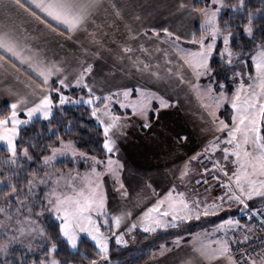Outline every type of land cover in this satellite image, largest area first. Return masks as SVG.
<instances>
[{"label":"snow or ice","instance_id":"1","mask_svg":"<svg viewBox=\"0 0 264 264\" xmlns=\"http://www.w3.org/2000/svg\"><path fill=\"white\" fill-rule=\"evenodd\" d=\"M101 6V0H0V10L6 14L0 21V68L7 70L8 66L16 68L18 65L20 67L27 65V70L34 73L39 81L33 89V94L39 97L37 100L28 106L27 99L20 97L9 105L8 113L0 115V142L3 143V150L8 153L7 156L0 159V194L3 198V206H0V217H2L0 218V236L3 237L0 239V256L4 257L0 260V264H14L13 261L7 259L14 244L19 243L26 249V252H31L33 243L38 237H47L49 240V243L42 249L43 257L38 260H28L27 255L22 254L15 264H69L67 260L57 259L55 253L58 245L51 237L47 236L45 228L39 222V217L45 211H50L55 215L59 221V237L63 238L72 249L77 248L80 233H86L95 242L98 259H91L90 264H105L107 260L109 237L101 231L99 223L100 217L104 218L105 224L108 223L106 193L103 189L104 182L100 177L104 172H109L116 177L115 182L119 187H124L119 180V169L123 168V164L111 155L117 151L114 130L122 131L127 122H122V117L111 111L110 101L118 97L121 90L118 89L116 93L109 92L103 96L97 95L92 84L86 79L92 72L91 63L82 65L69 80L68 75L64 74L63 68L57 62L48 61L40 54L39 48L33 47L30 40L34 37L29 36L24 24H17L9 19L10 9H23L29 18L44 25L46 29L59 32L63 26L64 31L70 35L80 29H87L90 20L94 23V13ZM185 6L182 0L180 7ZM226 6L225 0H205L204 6L199 8L193 5L192 10L199 13L201 17L199 37L195 32L189 38L170 32L167 27L161 30L165 34V42L170 43L176 49L181 55L183 63L187 65L191 76L195 77L197 83L191 84V87L196 90L197 95L203 91L209 97L211 104H206L205 107L214 123L217 122L215 110L229 99L224 91L225 85L220 83V91L215 93L213 83L210 82L206 86V90H202L199 87V81L202 76L209 77L211 81L213 69L210 59L217 49V41H222L223 47L219 49V55L228 65H232L234 61L246 64L248 57L251 59L254 71L234 72V75L239 76L240 79L230 99L231 108L235 110L231 125L223 120L218 121L217 131L226 130V136L223 140L214 136L213 141L206 146L207 150L214 151L220 143L228 145L223 148V152L226 160L229 158V153L235 157L233 163L237 165V168L232 174L235 188L229 181L223 182L221 187L226 191L211 202L201 201L199 198L189 201L184 198V193H176L174 196L170 189L141 214L140 227L145 232H154L157 228L175 227L177 226L176 221L188 220L193 216L199 218L201 215L216 214L225 206L231 207V203L226 204L225 196H227L228 202L239 203L250 213L259 216L260 227L264 228V206L261 209L250 208L248 203L254 198L264 201V133H262V128H264V35L259 41L256 40V25L253 21L257 17L250 10L246 12V22L241 20V23L237 25H232L228 21L221 23L219 14ZM231 7L234 12L244 10L245 0H237V3L232 4ZM117 15H119L118 11ZM234 27L237 29L236 32L232 30ZM241 27L243 34L253 44V47L247 52H244L243 49L234 51L232 43ZM152 32L158 34L155 28L152 29ZM171 37H175L174 40L169 39ZM182 39H188L197 47L195 49L181 47L177 42ZM141 48L143 49V45ZM124 51L129 52L132 49L125 46ZM241 57L244 59L241 60ZM143 67L148 69L149 65L144 64ZM137 68L139 69V65ZM171 71L169 69V72ZM57 74H60L57 79L52 80L51 78ZM154 75L159 76L158 73H154ZM245 76H247V81L244 79ZM180 79L181 82H184L183 76H180ZM73 86L80 88L81 94L78 97L70 98L64 89ZM132 91V88L125 87L122 89V94L128 98ZM135 91L140 94L137 99L129 101L127 104L118 101L120 107H129L132 109V115L142 117L141 127L144 129H150L154 122L163 128L166 120V113L163 110L174 106L175 102L146 88L136 87ZM52 93H56L57 96L54 97ZM152 99L159 101V104L150 117L148 110L153 107ZM98 102H101L100 106H97ZM66 103L87 105L90 108L91 116L96 119L101 129L103 150L109 153L106 157L107 162L105 163V160L95 155L80 151L73 140H66L63 136L53 132L56 135V140L47 144L41 150V154L35 157L39 162V167L30 169L28 177L23 181L27 188L18 186L20 181L17 178L23 167L20 161L22 158L33 160L34 156L30 154L29 149L36 147L33 144L25 147L19 146L17 137L20 126L27 125L39 116L48 120L51 131L50 118L53 117V109ZM21 104L25 105L22 109L23 117L20 115L19 106ZM61 111H63L62 107ZM68 123L70 125L71 122ZM176 139L182 140L187 137L177 133ZM68 154L74 158V162L79 157H88L92 161L90 170L83 176H80L79 173L66 174L56 171L58 157ZM195 158V156L192 157V159ZM100 165H103V170H98ZM221 170L225 176H228L226 169L222 168ZM185 173L186 170L182 171L181 177ZM77 178L79 183L76 182ZM214 179L219 178L214 176ZM39 185H45L47 191L43 199L34 204L33 201L39 199L34 189ZM122 195L127 196V191H124ZM13 201H15V208H13ZM169 216L171 220L165 219ZM251 218L250 215L249 219ZM112 222L114 228H119L121 216L112 217ZM239 224L238 220L229 218L222 221L217 227L227 234L226 226L239 227ZM135 227L136 224L133 223L128 231ZM245 227L251 231L250 225H245ZM123 235V232L115 235L118 244L127 243L122 239ZM243 239L248 240L247 234ZM179 241L180 238L177 237L175 243L178 244ZM208 243L213 242L209 241ZM214 243L216 245L214 248L209 249L206 245H201L198 249L204 259L219 261L223 258L227 264H264V250L253 253L245 250L240 253V260L237 261L230 254L232 250L227 239H218ZM161 250L163 252L164 245H161ZM187 264H193V261L189 260Z\"/></svg>","mask_w":264,"mask_h":264},{"label":"crops","instance_id":"2","mask_svg":"<svg viewBox=\"0 0 264 264\" xmlns=\"http://www.w3.org/2000/svg\"><path fill=\"white\" fill-rule=\"evenodd\" d=\"M181 2L182 0H101L102 6L93 16L95 22L90 20L87 29H80L70 35L64 31L63 26L59 32L46 29L44 25L29 18L23 9H10L9 19L17 24H24L29 36L34 37L30 40L33 47L39 48L40 54L48 61L57 62L63 68L64 74L68 75L69 80L82 65L91 63L92 72L86 79L92 84L97 95L116 93L119 89L122 100L127 104L134 96L139 95L135 91L136 87L158 92L153 88L154 84L163 85L168 89L172 86L182 88L189 79L188 67L183 63L176 49L165 42V34L161 30L167 27L170 32L189 38L193 32L196 35L199 33L201 17L192 10L193 5L196 7L197 1L183 0L186 5L183 8L180 7ZM5 15L3 10H0V21ZM153 28L157 29L158 34L152 32ZM185 42L189 40L178 41L180 44ZM125 46L132 51L125 52ZM144 64H148L149 68L145 69ZM169 69L172 71L169 72ZM154 73H158L159 76ZM58 75L60 74L54 75L51 79L56 80ZM180 76L184 77V82H181ZM38 83L36 75L27 70V65L23 67L18 65L16 68L8 66L7 70L0 68V110L9 112V105L20 97H25L30 106L39 98L33 94V89ZM125 87L133 89L128 98L122 94V89ZM64 91L70 98L81 94L80 88L75 86ZM52 95L57 96L56 93ZM165 99L171 100L168 97ZM100 103L98 102L97 106H100ZM70 105L75 104L66 103L63 106H56L53 115L61 111V107L64 109ZM24 106V104L19 106L21 117L24 115L22 111ZM187 106L188 108L175 102L174 106L163 110L166 113L164 127L154 122L150 129L142 128L143 118L132 115L128 107H124L125 111H121L120 107L111 106V111L121 116L122 122L127 121L122 131L114 130L117 151L111 155L123 164L124 172L131 179L141 182L145 192L146 202L143 203L146 204L140 205L132 214L136 221L141 220V214L170 189L174 196L176 193H184L182 183L187 189L184 198L189 201L199 198L201 201L211 202L226 191L221 189L199 193L194 187L196 180L210 170L208 158L202 150L205 139L197 129L196 115L190 109L195 105L188 103ZM198 111L199 107H196L194 112ZM149 116L151 117V114ZM35 119L43 118L38 116L33 120ZM177 133L186 136L187 139L177 140ZM197 153L200 155H196ZM201 155H204L205 162L200 160ZM193 156L205 168L203 174L197 177L192 185H187L186 180L183 182L185 175L181 177L179 173ZM225 201L226 204L231 203V207L225 206L219 211L222 212L220 214L218 212L208 216L201 215L199 218L193 216L191 219L183 220L182 222L199 223L197 229L190 234L178 236L180 238L178 244L175 243L177 237L174 238L171 244L164 246L163 252L160 247L149 261L143 264H187L189 260L193 261V264H227L223 258L219 261L206 260L198 251L201 245H206L209 249L214 248L216 246L214 242L218 239H227L231 245L235 240H243L245 234L248 237L253 234L254 229L242 218L244 215L240 213L241 209L234 210L236 202H228L227 196ZM223 217H226L224 220L229 218L238 220L239 227L226 226L227 234H225V231L216 224L218 221L222 222ZM167 218L169 219V217L165 219ZM245 225H250L251 231ZM209 241L213 243L209 244Z\"/></svg>","mask_w":264,"mask_h":264},{"label":"rangeland","instance_id":"3","mask_svg":"<svg viewBox=\"0 0 264 264\" xmlns=\"http://www.w3.org/2000/svg\"><path fill=\"white\" fill-rule=\"evenodd\" d=\"M196 1H197L196 3L197 8L204 6L205 0H196ZM199 35H200V31L197 34V37H199ZM178 44L181 47L186 48V49H195L197 47L196 44H193L190 42H185L184 44H180V43ZM221 47H223L222 41L218 40L217 49L216 51H214L210 59V65L213 69V72L211 74V81L209 77H206V76H202L199 81V87L202 90H206V86L210 82L213 83L215 93H219L220 83H223L225 85L224 91L229 97V99L224 101L222 106H220L219 108L215 110L217 122L215 123L213 122L212 117L209 115V112L205 107L206 104H211L209 97L205 95L203 91L200 93V95H197L196 90L191 87V84H195L197 83V81L195 80V77L191 76L189 70H187L189 74V79L187 80L186 84L182 88H176L172 86L171 89H168L163 85L158 86V84H154L153 88L156 91L160 92L162 95H164L166 98L168 97L169 99L177 102L181 106H185L188 108L187 106L188 103L195 105L194 108H190V109L192 113L196 115L195 122L197 124V129L199 133L203 136V139H205L203 146H202V150H203V153L208 158V161H209L208 167L210 170L207 172L208 175L206 173L205 176L200 177L199 179L196 180V182H199V181L206 182L204 179L207 176L215 175L218 178H222V180L225 179V181H229L231 183V186L235 188L234 177L232 175L237 168V165L233 163V160L235 159V157L232 156L231 153H229V158L226 160L224 158L225 154L223 152V148L228 145H226L225 143H220L219 147H217L214 151L207 150L206 146L209 145V143L213 141L214 136L220 137L221 140H223V138L226 136V130L217 131V128L219 127V123H218L219 120H223L229 125H231L232 123V115L234 114L235 110L231 108L230 99L240 79L239 76L234 75V72L235 71L249 72V71H254V68L251 65L250 57H248L246 64H242V63H238L234 61L232 65H228L225 62V60L222 59L219 55V49ZM213 59H215L221 64H217L216 66L212 65L211 63ZM243 59L244 57H241V60ZM244 79L245 81H247V76H245ZM139 95L134 96L133 99L131 98L132 101L136 100ZM121 97L122 96L120 94L118 97L111 100L110 101L111 106L120 107V103L118 101L125 102L124 100H122ZM151 104L153 105V107L148 110L149 115L151 114L150 113L151 111L154 112L155 108L158 107L159 101H157L156 99H152ZM196 107H199L198 112H194V110H196ZM212 107H215V106L212 105ZM121 109H122L121 111H125L124 108H121ZM127 109H130L132 111V109L129 107ZM262 133H264V128H262ZM0 148H4L2 142H0ZM203 156L202 158H200V160L202 162H205V159ZM68 159H71L70 160L71 170H56V171L63 172L66 174L70 172L79 173L80 176H83L86 172L90 170L92 166V161L88 157H79L78 159H75V162H74V158L70 154L64 157H58L57 161L68 160ZM100 159L105 160V163L107 162L106 157L100 158ZM213 165H216V167H213ZM204 168L205 167L199 164L195 159L191 158V161H189V163H186L183 166L182 171L187 170L183 178V182L186 180L187 185H190V184L192 185L194 180L203 174ZM222 168L228 171V176L224 175V172L221 170ZM98 170H103V165L98 166ZM49 171H52V170H49ZM181 172L179 173L180 175H181ZM212 172L215 174H213ZM100 179H102L104 182L103 189H104V192L106 193V212L108 214V223L107 224L104 223L103 217L99 218V223L101 226V231L104 233V235L109 237V242H108L109 246L111 243H114L116 247H122L128 244H132V243H135L140 238V235L154 234L156 233V231L163 229V228H157L156 231L154 232H145L143 228L140 227L141 220L136 221L135 216L132 215L134 211L137 208H139L140 205L146 204V203H143V202H146L144 198L145 192H144V189L142 188V184L140 181L131 179L129 175L124 172L123 168L119 169V180L123 183L124 185L123 188L119 187V185L115 182L116 177H114L109 172H104L103 176L100 177ZM76 182L79 183L78 178ZM145 182H147V180H145ZM196 182L194 183V186L196 185ZM208 186L214 187L215 182L213 184H208ZM182 188H183L182 192L184 193L187 192V189L185 188L183 183H182ZM222 189L224 188L222 187ZM46 191H47V188L45 187V185L37 186V188L34 189V192L39 199L33 201V203L34 204L39 203V200L43 199ZM124 191H127L128 193L126 197L122 195ZM194 199H196L195 196H194ZM248 203L250 205L255 204L256 207H259V206L262 207V204L258 201L257 198H254L253 200L248 201ZM0 206H3V202H0ZM240 206L241 208L243 207L241 204L235 203V208H239ZM13 208H15V201L13 202ZM129 213L130 215H128ZM220 213L222 212H219L218 214ZM46 215L52 216V218L55 219L59 223V221L56 219L55 215L52 212L45 211L43 215L39 217V222L41 223L43 227L45 225ZM115 216H121V224L119 228L113 227L112 217H115ZM225 218L226 217H223L222 221H225L224 220ZM168 220H171L170 216ZM182 221L183 220L176 221V225ZM133 223L136 224V227L133 228L131 231H128V229L131 227ZM216 224L218 226L221 224V222L218 221V223ZM121 232H123L124 234L122 239L127 241V243L118 244L116 242L115 235H119ZM81 237H87L95 245V242L92 241L91 238L86 233H80L79 240L81 239ZM2 238L3 237L0 236V239ZM45 243H46V237H43V238L38 237L37 240L33 243V248L37 246L38 244H45ZM12 248H24V247L21 244L17 243V244H14ZM69 248L71 250H75V249H72L70 246Z\"/></svg>","mask_w":264,"mask_h":264},{"label":"trees","instance_id":"4","mask_svg":"<svg viewBox=\"0 0 264 264\" xmlns=\"http://www.w3.org/2000/svg\"><path fill=\"white\" fill-rule=\"evenodd\" d=\"M237 3V0H225L226 7L223 8L219 14L221 23L228 21L232 25H237L247 21L246 12L253 11L256 15V19L253 21L256 25V40L259 41L261 36L264 35V0H245V9L234 12L231 5ZM234 32L237 29H232ZM234 51L243 49L247 52L253 47L249 38L243 34L242 27L238 34L233 38ZM212 65L221 64L215 59L212 60ZM7 110H0V115L6 114ZM153 112H151L152 115ZM51 119L52 130H49V122L44 119L32 120L27 125L20 127L19 135L17 137V143L20 147L28 146L29 144L36 145L29 149L30 154L34 156V159L29 161L22 158L20 163L22 164V170L17 178L20 181L18 186L27 188V185L23 183L24 179L28 177L29 170L38 168L39 162L35 159L36 156L41 154V150L46 147L47 144L56 140V135L53 132L63 136L64 139H71L74 141L76 147L89 155H95L98 158H105L108 156L105 150H103L101 129L94 117L91 116V110L87 105H70L66 106L63 111H57ZM68 122H71L70 125ZM0 148V159L7 156L8 153ZM70 160H61L56 162L55 170H71ZM52 170V169H49ZM43 173H41L42 175ZM206 175V174H205ZM203 175V176H205ZM208 175V174H207ZM195 187V186H194ZM203 193V192H202ZM258 201L264 206V201L257 198ZM0 202H3L2 194H0ZM14 202V201H13ZM243 206V205H242ZM260 209L262 207H256L255 204L250 205ZM236 208L234 210H240ZM240 210V213L244 215L245 211ZM244 221L248 222L244 217ZM199 223L194 221L182 222L175 227H168L154 233L153 235H140V238L132 244H128L122 247H116L114 243L109 246V262L106 264H143L149 261L150 257L155 253L161 245L167 246L171 244L174 238L183 236L185 233H191L197 229ZM47 236L51 237L57 245V252L55 253L57 259L67 260L69 264H90L91 259H98L96 256L97 249L95 245L87 238L81 237L78 242V246L75 250H71L63 238L59 237V223L50 215L45 216V225ZM254 229V227L252 226ZM255 231V229H254ZM253 231V234H254ZM49 243L46 237L45 244H38L33 248L31 252H26L25 248H12L7 257L8 260L15 262L21 257L22 254H26L28 260L39 259L44 255L43 247ZM4 257L0 256V260Z\"/></svg>","mask_w":264,"mask_h":264},{"label":"built area","instance_id":"5","mask_svg":"<svg viewBox=\"0 0 264 264\" xmlns=\"http://www.w3.org/2000/svg\"><path fill=\"white\" fill-rule=\"evenodd\" d=\"M215 175H209L204 180L206 182H196L195 189L199 192H207L211 190H221L222 183L225 182V179L222 178L214 179ZM216 177V176H215ZM215 182L214 187H209L208 184H213ZM244 216L246 220L250 223L251 226L254 227V234L248 237V240H235L231 245V255L235 258V260H240V253L247 250L249 253L259 252L264 250V228L260 227V218L255 214H252L247 209L244 212ZM252 216L249 219V216Z\"/></svg>","mask_w":264,"mask_h":264},{"label":"water","instance_id":"6","mask_svg":"<svg viewBox=\"0 0 264 264\" xmlns=\"http://www.w3.org/2000/svg\"><path fill=\"white\" fill-rule=\"evenodd\" d=\"M241 210H244V207L241 208ZM109 262V257H107V260L105 261V264Z\"/></svg>","mask_w":264,"mask_h":264}]
</instances>
